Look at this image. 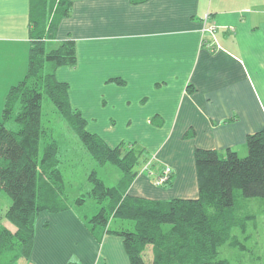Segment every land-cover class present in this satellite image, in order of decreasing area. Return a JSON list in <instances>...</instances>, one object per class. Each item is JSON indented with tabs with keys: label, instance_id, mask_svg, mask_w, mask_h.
<instances>
[{
	"label": "crops",
	"instance_id": "0c3cea01",
	"mask_svg": "<svg viewBox=\"0 0 264 264\" xmlns=\"http://www.w3.org/2000/svg\"><path fill=\"white\" fill-rule=\"evenodd\" d=\"M72 2L51 41L76 43V64L56 69L71 106L109 145L138 142L149 152L152 171H140L130 195L197 198L195 149L240 154L264 127V0ZM30 9L31 0H0V121L28 71ZM211 24L215 33L204 31ZM166 166L172 175L157 185ZM38 217L30 264H131L120 235L90 232L73 212Z\"/></svg>",
	"mask_w": 264,
	"mask_h": 264
},
{
	"label": "trees",
	"instance_id": "16d2710c",
	"mask_svg": "<svg viewBox=\"0 0 264 264\" xmlns=\"http://www.w3.org/2000/svg\"><path fill=\"white\" fill-rule=\"evenodd\" d=\"M72 4V0H31L28 71L10 87L0 121V191L11 198L0 219H7L17 228L12 231L0 222V264L30 258L36 217L41 211L69 208L55 203L57 191L64 193L71 180H66V153L61 152L58 133L42 122L44 98L55 105L93 159L99 164L116 165L122 172L119 181L109 185L96 170L90 171L89 179L94 184L90 195L100 205L87 220L90 230L102 227L120 235L131 264H149L145 257L147 245L153 247L152 264H231L219 255L227 228L219 227L217 213L210 206L220 214L232 207L235 189L245 197H264V127L248 134L247 154L243 157L231 148L225 153L195 149L197 198L154 200L130 195L129 188L140 168L152 164L147 149L130 141L111 146L87 130L86 119L70 104L68 83L56 77L59 66H74L77 62L73 39L51 43L62 18L70 15ZM75 200L81 204L86 198L81 194Z\"/></svg>",
	"mask_w": 264,
	"mask_h": 264
},
{
	"label": "rangeland",
	"instance_id": "374dc122",
	"mask_svg": "<svg viewBox=\"0 0 264 264\" xmlns=\"http://www.w3.org/2000/svg\"><path fill=\"white\" fill-rule=\"evenodd\" d=\"M42 122L45 126L53 127L55 132L58 133L57 136L61 140V152L66 153L63 165L66 169V180H71V184L68 182L70 185L65 189L64 193L57 191L58 196L55 199V203H64L69 208L57 212L66 211L77 214L87 225L89 231L94 232L96 228L90 230V221L87 220L91 219L98 212L100 205L90 195L91 188L94 185L93 181L89 179L90 171L96 170V174L109 185L116 184L122 176V172L116 165L110 163L99 164L93 159L84 148L82 142H80V139L58 113L55 105L47 98L43 100ZM86 129L89 130L88 127ZM246 154L247 150L240 153V156L243 157ZM151 168V163L148 162L140 168V171L149 170L151 172ZM81 194H84L86 200L81 204H77L75 199L80 197ZM235 194V204L221 214L218 213L214 206H210L212 212L217 213V224L219 227L224 229L225 226L227 229H224V231H228L225 242L219 247V255L222 258L228 259L231 264H264V197H245L240 189H235ZM10 204V196L6 191L1 190L0 215L4 214ZM48 212L56 213L55 211ZM5 220L11 227L17 229L16 226L5 218L0 219V222L3 224ZM54 223L55 220L51 222V224ZM115 223L116 221H113L112 226ZM231 242H234L236 245ZM145 257L148 263L152 264V245H147ZM29 262L28 258H22L13 264H30ZM70 264L77 263L73 260Z\"/></svg>",
	"mask_w": 264,
	"mask_h": 264
},
{
	"label": "built area",
	"instance_id": "2783aa9c",
	"mask_svg": "<svg viewBox=\"0 0 264 264\" xmlns=\"http://www.w3.org/2000/svg\"><path fill=\"white\" fill-rule=\"evenodd\" d=\"M209 17H210V14L208 13L206 15L205 22L209 19ZM204 31H209L211 33H215L216 25L211 24L208 27H204ZM172 172H173L172 167L166 166L159 174L156 175L155 183L157 185H162V184L166 183L170 179Z\"/></svg>",
	"mask_w": 264,
	"mask_h": 264
}]
</instances>
